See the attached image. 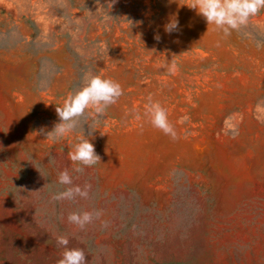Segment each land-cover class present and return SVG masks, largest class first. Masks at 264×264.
Instances as JSON below:
<instances>
[{
  "label": "rangeland",
  "instance_id": "1",
  "mask_svg": "<svg viewBox=\"0 0 264 264\" xmlns=\"http://www.w3.org/2000/svg\"><path fill=\"white\" fill-rule=\"evenodd\" d=\"M191 3L0 0V264H57L61 235L86 264H264V9L224 35ZM88 73L123 95L46 138ZM149 96L176 139L145 116ZM83 134L101 160L76 172ZM76 185L88 196L54 198Z\"/></svg>",
  "mask_w": 264,
  "mask_h": 264
},
{
  "label": "clouds",
  "instance_id": "2",
  "mask_svg": "<svg viewBox=\"0 0 264 264\" xmlns=\"http://www.w3.org/2000/svg\"><path fill=\"white\" fill-rule=\"evenodd\" d=\"M187 6L195 9L208 25H215L224 35H230L232 30L247 24L251 17L264 9V0H192L191 5ZM179 27V19L173 15L164 25V30L171 34L178 31ZM156 39L160 40L161 37L157 35ZM166 67L169 72L174 73L175 61L171 59ZM122 95L123 88L118 81L107 78L103 74H86L83 85L75 91H70L63 97L62 103L56 106L59 120L50 131H46V138L60 139L71 134L79 125L77 118L82 117L87 110H91L97 117L103 116L108 107L115 104ZM145 116L153 127L162 130L173 139L177 138L175 129L169 121L167 109L151 96L148 97L145 105ZM89 127L93 132L96 130L92 125ZM42 131L45 130L42 129ZM88 137L85 134L78 136L77 142L72 145L68 153L71 161L78 162V166L74 169L76 172H82L84 166L91 167L101 160L96 153L94 143ZM58 180L62 185L73 184L72 175L67 169L59 173ZM87 187L81 188L79 185L68 187L54 198L74 199L77 195L87 197ZM94 215L99 218L102 212L99 210L95 214L89 211L71 212L68 215V221L83 229L93 221ZM57 243L64 246L57 264H86L84 249L69 247L70 241L67 236H58Z\"/></svg>",
  "mask_w": 264,
  "mask_h": 264
}]
</instances>
